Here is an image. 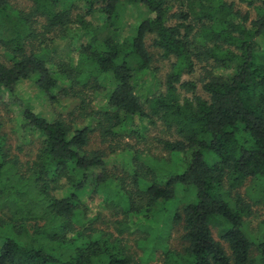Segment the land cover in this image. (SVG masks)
<instances>
[{
	"label": "trees",
	"instance_id": "obj_1",
	"mask_svg": "<svg viewBox=\"0 0 264 264\" xmlns=\"http://www.w3.org/2000/svg\"><path fill=\"white\" fill-rule=\"evenodd\" d=\"M30 1L25 10L0 0V87L14 96L34 79L49 101L74 104L50 119L15 96L18 153L0 117V264H139L126 232L146 227L148 252L164 243L169 219L182 226L183 244L165 249L166 264H264V237L248 231L252 204L239 192L251 181L264 203V0H239L254 17L229 0ZM129 7L140 15L132 34ZM151 35L175 60L165 89L147 94ZM59 38L67 55L52 46ZM198 63L208 97L183 96L196 84L182 76ZM138 117L175 131L161 143L178 163L158 170L123 141L140 137ZM95 133L107 147L90 148ZM25 146L34 152L27 160ZM118 151L132 157L126 174L108 169ZM180 192L190 199L172 211ZM96 193L120 206L117 235L87 216L84 197Z\"/></svg>",
	"mask_w": 264,
	"mask_h": 264
},
{
	"label": "rangeland",
	"instance_id": "obj_2",
	"mask_svg": "<svg viewBox=\"0 0 264 264\" xmlns=\"http://www.w3.org/2000/svg\"><path fill=\"white\" fill-rule=\"evenodd\" d=\"M236 2L237 8H239L243 14L249 12L252 17L255 16V9L253 6H248L247 3L241 2L239 0H229ZM11 5L17 9L28 10L31 6L30 0H10ZM259 3V2H257ZM124 20L127 28L128 34L133 33L134 24L137 23L138 15L137 10L133 8H126L123 12ZM153 35L149 36L147 39V44L149 49L154 53L153 69H155V75H149L147 82L143 85L142 92L149 93L151 90L157 92L159 89L164 88V82L166 80L167 74L172 69V62L175 58H164L162 57V52L155 49L152 46ZM58 40V41H57ZM52 46L58 47L59 53L67 55L71 50L67 47V40L57 39ZM69 40V39H68ZM50 44V43H49ZM51 45V44H50ZM67 49V51H65ZM69 51V52H68ZM71 54V53H70ZM72 54H75L72 52ZM1 59L5 60L2 51L0 53ZM77 60L79 59L76 58ZM204 77L205 71L198 63L196 69L193 72H184L182 76V81H193L196 84V88L180 89L183 96H193L195 94L201 95L203 97H208L207 92L204 90ZM158 82H162L159 86ZM158 86V87H157ZM18 97L23 100L26 104H29L35 112L40 113L50 119H54L59 114L67 116L69 111L72 109L74 100L64 99L60 102H51L40 92L34 79H26L21 81L16 85L15 95L11 94L0 87V117L5 121L3 131L8 133V139L10 146L14 152L18 153L17 145L20 143L18 134L14 131V127L18 126V121L20 119V107L19 104L14 102V97ZM134 129H138L140 137L131 136L125 137L123 141L128 142L133 146L134 149H141L145 152L142 155V159L147 160V155H151L148 163H152L154 167H159L160 169H167L168 167L174 166L179 162L178 157L172 153L164 150L161 141L165 139L176 140L178 138L174 130H169L166 126L158 120L156 124L151 123L149 119L136 118V125ZM137 137V138H136ZM33 146V145H32ZM35 148V146H33ZM107 147V144L101 142V138L98 133H95L92 137L90 148H100ZM26 151L19 153L23 160L30 159L34 152L30 151L28 147L24 148ZM107 151L109 149H106ZM30 156V157H29ZM163 158L165 163L161 162L160 159ZM107 159L108 169L117 174H126L130 168L128 163L132 160L131 155L128 152H116L108 153ZM251 181L246 182L244 186L239 188V192L244 196L246 201L252 204V214L247 217V229L249 232L260 235L264 237V203L261 199H258V195L252 196L250 193ZM131 187V183H129ZM106 194L96 193L95 195L86 194L84 197L87 205V216L89 218H95L94 224L101 229L114 232L118 234L116 230V221L123 218V214L120 213V206H114L109 201L105 199ZM191 193H179L178 199L172 205V211L176 208H182L190 199ZM163 217V215H162ZM132 218V219H131ZM131 223L135 222V218L131 217ZM166 221L168 216L163 217ZM170 219L167 222V235L164 243L158 244L154 250L144 251L145 244L151 240L152 234L145 232L146 227L137 228L134 224L131 226L132 234L126 232V245L135 251L139 264H166L165 263V249L170 247L171 249H180L182 247L183 241L181 236L183 234V229L181 225H172ZM166 223V222H165ZM214 235L217 239H220L217 233V229H214ZM150 243V242H149ZM224 243V242H223ZM167 244V245H166ZM225 244V243H224ZM226 245V244H225ZM258 254V253H256ZM254 264H258V261Z\"/></svg>",
	"mask_w": 264,
	"mask_h": 264
}]
</instances>
